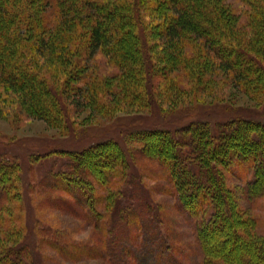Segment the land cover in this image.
<instances>
[{"label": "trees", "instance_id": "16d2710c", "mask_svg": "<svg viewBox=\"0 0 264 264\" xmlns=\"http://www.w3.org/2000/svg\"><path fill=\"white\" fill-rule=\"evenodd\" d=\"M114 1L0 0V89L11 90L27 115L57 127L66 125L67 113L73 114L76 103L83 105L82 100L100 84H104L106 95L116 84L117 92L137 101L144 110L156 106L158 114L166 116L161 82L169 75L173 81L172 71L180 66L189 78L192 75L198 92L206 88L204 76L218 68L228 72L246 95L264 93V0H241L258 10L249 15L252 37L246 46L231 37L236 18L219 1L150 0L153 13L163 17L155 32L145 30L143 0ZM78 30L87 33L83 53H78L68 74L64 68L70 63L65 58L59 60L66 78L59 85L51 82L28 60L26 52L68 54ZM162 38L165 48L154 53V45ZM189 38L200 41L204 54L201 63L191 67V61L181 59L177 49ZM98 51L118 72L102 82L95 79L91 85L92 76L86 65H81L82 55L90 59ZM52 154L64 164L48 172L41 184L82 201L79 214L105 238L100 243H50L65 258L113 257L115 249L131 239L120 233L121 226L134 223L142 229L155 219L153 200L129 170L133 162L147 160L161 170L167 192L182 210L198 219L196 238L206 264H264V235L256 236L251 222L241 217L224 174L235 165L249 166L252 175L245 194L250 199L263 196L264 114H233L214 122L199 119L173 129L143 127L127 132L121 140L102 137L82 148L52 149L43 157ZM18 166L13 155L0 152V223L16 220L22 209L20 204L19 208L11 204L20 203L23 195ZM230 240L245 250L235 251ZM110 242V247L103 248ZM17 246L0 251V264H38L24 251L28 243Z\"/></svg>", "mask_w": 264, "mask_h": 264}, {"label": "rangeland", "instance_id": "374dc122", "mask_svg": "<svg viewBox=\"0 0 264 264\" xmlns=\"http://www.w3.org/2000/svg\"><path fill=\"white\" fill-rule=\"evenodd\" d=\"M214 1H219L220 6L227 5L234 13L236 23L231 37L246 46L252 37V29L247 21L251 11L258 10L241 0ZM141 6L145 30L155 32L162 24L163 17L153 13L150 0H143ZM76 34L73 44L68 48V54L52 50H45L41 54L31 51L26 52L28 60L38 65L51 82L62 84L66 75L58 64L59 60L65 58L70 63L63 62L66 65L64 71L68 74L78 53H83L81 48L87 33L78 30ZM164 43L162 38L160 45H154V53H160L165 48ZM177 49L181 59L191 61L190 67L194 63H201L204 56L200 41L194 38L181 41ZM82 58L81 65H86L87 74L92 76L89 78L90 83L95 79L102 82V78L118 72L100 51L90 59L83 55ZM195 58H198L197 62L193 60ZM177 68L172 71L175 76L173 81H169L172 78L169 75L168 80L161 82L160 96L164 98L163 109L168 111L166 116L158 114L159 108L156 106L148 111L144 110L137 101L117 92L116 84L111 92L107 91L110 95H106L104 84H100L96 92L90 91L89 98L82 100L83 105L76 103L73 114L67 113L69 122L57 127L42 118L27 115L19 108L20 102L11 90L0 89V152L15 157L24 183L20 203L11 202L16 208L21 206L19 217L0 223V251L17 244L19 248L24 247L28 243L29 247L24 251L34 257L38 264H206L196 238L198 219L183 211L176 198L167 192V183L162 172L153 162L136 161L130 165L129 170L134 171L137 180L144 184L148 192L145 194L153 200L157 216L142 229L135 227L134 223L121 226L120 233L128 234L131 239L129 244L118 246L113 257L73 261L60 255L51 246L52 242L100 243L105 238L99 228L91 226L79 214L83 208L82 201L62 193L56 187L41 184V179L48 172L55 171L64 164L54 154L43 157L52 149L82 148L102 137L121 140L127 132L143 127L173 129L199 119L214 122L233 114L254 117L264 114V93L253 97L246 95L234 85L228 72L214 68L215 70L203 78L206 86L204 92H198L192 84V75L190 78L187 76L185 67ZM84 97L87 95L84 94ZM224 174L226 185L235 198L241 217L251 222L252 232L256 236L264 235V194L252 199L245 194L251 180V168L245 164L235 165ZM114 218H117V214ZM28 234L31 237L26 241ZM111 244L113 243H105L103 248L110 247ZM229 246L234 247L235 251H239L241 247L245 250L243 245L231 240ZM27 262L30 263L29 259Z\"/></svg>", "mask_w": 264, "mask_h": 264}]
</instances>
